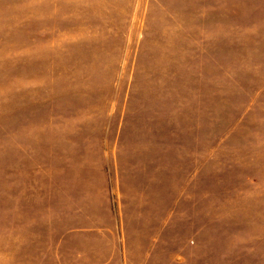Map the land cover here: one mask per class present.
Here are the masks:
<instances>
[{"label": "rangeland", "instance_id": "374dc122", "mask_svg": "<svg viewBox=\"0 0 264 264\" xmlns=\"http://www.w3.org/2000/svg\"><path fill=\"white\" fill-rule=\"evenodd\" d=\"M0 264H264V0H0Z\"/></svg>", "mask_w": 264, "mask_h": 264}]
</instances>
